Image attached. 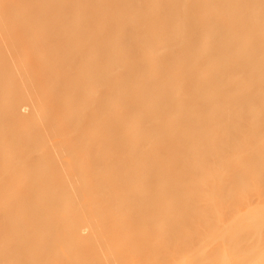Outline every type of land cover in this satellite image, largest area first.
I'll return each mask as SVG.
<instances>
[{
    "label": "bare ground",
    "instance_id": "bare-ground-1",
    "mask_svg": "<svg viewBox=\"0 0 264 264\" xmlns=\"http://www.w3.org/2000/svg\"><path fill=\"white\" fill-rule=\"evenodd\" d=\"M172 1L0 0V58L5 63L4 68L0 66V88L7 84L15 86V94L9 97L5 95L7 88L5 93V87L2 88L3 94L0 91V158L3 160L0 168L5 163L0 170L3 178L0 177V264H143L156 256L157 250L147 245L151 225H158L165 215L177 217L175 211L182 209L187 213L183 217L179 215L177 220L174 216V223L168 219L161 222H166L164 225L170 222L171 226L165 227L170 226L168 230L173 235H168L170 239L167 237L160 245L158 263L171 264L182 254L195 256L198 264H258L264 260V163H258L264 155V140H261L264 136L260 141L259 137L251 138L247 131L254 122L248 127L245 120L248 129L241 134H248L245 139L249 138L246 141L242 138L244 145L247 148L246 142L252 141L251 138L253 146L260 144L258 148L262 152L259 156L257 152L250 155L243 148L236 155L234 139L239 140L241 135L236 133L238 127L233 122H242L243 128L244 120H236L232 114L239 116L238 119L254 115L251 119L261 122L260 127L264 125V0ZM178 2L183 5L184 18L182 11L177 10L179 7H172ZM185 19L189 25L187 32L181 31L182 28L176 31ZM157 46L161 49L159 54L150 63L144 60V51ZM56 51H64L66 57L55 58ZM81 56L92 60L93 66L84 57L81 62L86 66L80 65L82 69L78 70ZM257 61L262 65L258 70L253 68ZM50 65L52 70L61 66L58 69L63 70V75L68 73L59 79L61 82L59 76L58 83L55 79L59 70L56 67L51 73ZM86 67L87 74L82 76ZM66 68L71 71L65 72ZM207 69H213L209 77L205 74ZM74 71L82 73L77 75ZM148 71L155 73L152 79ZM48 72L54 82L50 77L46 80ZM44 73L46 76H42ZM145 73L148 78L144 77ZM135 80L137 86L130 83ZM100 82L105 83L101 86ZM233 85H248L245 89L250 90L236 95ZM130 86L139 87L137 92L131 90V96ZM184 86H187L185 92L181 90ZM224 86L226 90L222 88L218 94L217 89ZM29 87L35 91L51 90L58 97L66 87L70 91L65 92L68 101L65 104L59 101L47 113L38 101L41 92L32 94ZM28 91L35 95L34 100L22 104L24 100L20 99ZM158 91L164 94L160 96ZM65 97L62 95V99ZM38 110L47 113L45 124L41 128L37 126L39 129L26 126L22 121ZM117 111L121 116L115 121ZM170 114L175 115L173 119ZM214 115H219L217 122ZM135 117L138 120L142 117L143 121L136 118L141 129L137 124L131 127L129 120ZM249 122L252 121L248 119ZM92 125L99 126L93 128L95 134L89 138L80 136ZM123 126L126 129L138 126L139 133L135 129L132 135L129 129L128 136L130 133ZM232 129H236L232 133L234 137H229ZM216 130L222 131V135L227 133L228 137H223L225 142L221 137L218 143L210 135ZM164 131H170L169 135ZM10 135L16 137L7 140ZM217 135L220 137L216 134V139ZM46 139L48 144H43ZM255 141L259 143L256 145ZM15 142L26 146L20 149L24 153L18 150L12 153L17 146ZM127 145L131 146L132 154L125 152ZM39 146L46 148L45 154L38 152ZM55 147L58 151L50 155L49 149ZM251 147L247 149L253 150ZM230 149L237 156L230 158L236 159L231 163L236 169L227 173L224 171L230 163L219 162L232 156L228 155ZM180 171L187 174L188 178L182 177L186 179L184 183L188 182L186 185L178 179ZM194 178L199 179L194 181L196 186L192 184ZM16 180L26 184L14 189L11 185ZM250 180L257 181L254 195L239 206V193ZM187 184L189 189H184L192 191L193 196L188 194L189 201L182 202L177 194ZM218 189H224V193ZM71 192L73 196L66 197ZM232 194L238 195V199ZM5 196L11 202H4ZM203 198L212 201L211 204L216 199L223 207L215 202L216 208L213 206L212 210L209 205L211 209L200 214ZM102 213L109 218L101 217ZM237 221L243 225L241 231L233 230V226L231 230L235 233H228ZM223 223L229 226L227 234L225 230L221 233L217 230ZM32 226L39 233L35 230L36 235L31 232L28 236L26 229L30 231ZM141 228L145 230L136 234ZM178 234L186 239L181 246L174 245ZM238 234L243 235L241 239L237 238ZM7 235L15 239L10 246L1 243ZM233 235L237 240L230 243ZM209 236L212 240L208 243ZM238 240H242L240 245ZM29 245L36 247L30 249L35 253H30ZM237 246L239 250L231 252ZM25 251L30 255L23 256ZM20 256L23 261L18 262Z\"/></svg>",
    "mask_w": 264,
    "mask_h": 264
},
{
    "label": "rangeland",
    "instance_id": "rangeland-1",
    "mask_svg": "<svg viewBox=\"0 0 264 264\" xmlns=\"http://www.w3.org/2000/svg\"><path fill=\"white\" fill-rule=\"evenodd\" d=\"M170 1H172V0H170ZM172 2H173V1H172ZM179 2H181V1L179 0ZM179 2H178V3H179ZM170 3H171V2H170ZM175 4H176V3H175ZM175 6H176V7H175ZM175 6H172V7H173L174 9H177V8L179 7L177 10H179V12L182 11V13H183V5L181 6V4L179 3L178 5H175ZM180 6H181V9H180ZM147 10H148V9H147ZM182 13H180V15H179V17L181 18V20H182V17H181V16H182ZM183 14H184V15H183V18L186 17V14H185V13H183ZM179 17H178V18H179ZM180 18H179V19H180ZM186 21H187V20L185 19L183 22H180L179 27H177L178 29H175V30H176V31H177V30L180 31L181 28H182L181 31H184V32L186 31V29L188 30V29H189V25L187 24L188 21H187V22H186ZM180 26H181V27H180ZM186 32H187V31H186ZM190 32H192V31L190 30ZM190 32L188 33L189 36H190V34H192V33H190ZM188 34H187V35L185 34V36H188ZM0 37H1V34H0ZM13 40H14V39L12 38V41H13ZM72 46H73V45H72ZM159 48H160V47L157 46L156 49H149L151 52H150L149 50H147L146 52L144 51V54H143V53H142V54H143L147 59H146L145 57H144L145 59H144V58H143V59L146 60V61H148V62L150 63V61H151L150 59H151L153 56L155 57L156 53H157V55H158L159 52L161 51V49H159ZM56 53H57V54H56V55L54 54V56H55V58L57 57L58 59H60L61 57H63V56L65 55L64 51H63L64 54L62 53V51H61V52H59V51L57 52V51H56ZM62 54H63V55H62ZM60 55H61V57H60ZM143 55H142V56H143ZM86 56H87V55H86ZM86 56H83V57L81 56V57L83 58L82 60H81L80 58H78V61H79V59H80V61L78 62L79 64L76 63L77 61L75 62V63L78 64L79 67H80V68H78V70H79V69H82L81 66H82L83 64H86L85 62H87V59H88ZM142 56H141V57H142ZM147 56H148V57H147ZM149 56H150V57H149ZM59 57H60V58H59ZM65 57H66V56H64L62 59H64ZM84 57H86V58H85V62H81V61H84ZM154 57H153V58H154ZM153 58H152V59H153ZM1 59H2V58H0V62H2V64L0 63V64H1L0 66L2 67V65L5 66V65H4L5 63L3 62L4 59H3V60H1ZM62 59H61V60H62ZM143 59H142V60H143ZM89 61H90V60L88 59V63H91V64H90V65L87 64V65L91 66L93 62H92V60H91L90 62H89ZM255 62H256V61H255ZM257 62H258V61H257ZM254 64H255V65L253 66V68H255V69H256V68H260V69H261L262 65H260V64H261L260 62H258V63H254ZM80 65H81V66H80ZM18 66H21V64L19 63ZM84 66H86V65H83V67H84ZM92 66H93V65H92ZM1 67H0V70H1ZM51 67H52V66L50 65L48 68H50V69L52 70ZM53 67H54V66H53ZM56 67H57V66H56ZM56 67H54V68H55V69H53L54 71L56 70ZM60 67H61V66L57 67V69H58V68L60 69ZM87 67H88V66H87ZM87 67H86V69L83 68L84 71H83V70H80V71H83L82 76H83V75L85 76V75L87 74V73H86V72H87ZM2 68H4V67H2ZM209 68H210V67H209ZM59 69H58V70H59ZM53 70H52L51 73H53ZM128 70H129V69H128ZM212 70H213V69H209V70L207 69V70H206L205 74L207 73V74H206L207 77H209V76L213 73ZM256 70H258V69H256ZM1 71H2V70H1ZM67 71L69 72V71H71V70H70V69L67 70V68H66L65 72H67ZM80 71H78V72H75V71H74V72H75V74L78 73L79 75H81L80 73H82V72H80ZM85 71H86V72H85ZM59 72H60V70H59ZM89 72H90V71H89ZM148 72H149L150 74H149V73H148V74L145 73L144 77H145L146 74H147V75H149V78L152 79L151 76L153 77V76L155 75V73H154L153 71H151V72L148 71ZM51 73L48 72L47 76H46V74L44 73L45 75L42 74V76H46V77H48V78L45 77L46 80H49V77H50V78H52V79H51V81H52V80H53V77L50 76V75H52ZM54 73H55V72H54ZM57 73H58V71H57ZM171 73H172V72H171ZM40 74H41V73H40ZM40 74H39V75H40ZM61 74H62V75H61ZM65 74H68V73H65ZM65 74H64V75H65ZM69 74H71L70 76L73 75L72 72L69 73ZM78 74H77V75H78ZM64 75H63V70L60 72V74H59V73H58V75L56 74V75H55L56 83H58L56 77L59 76V77H58V80H59V79L62 80V78H63ZM170 75H173V74H170ZM61 76H62V77H61ZM65 76H66V75H65ZM67 76H68V75H67ZM168 76H169V75H168ZM40 77H41V76H39V78H40ZM68 77H69V76H68ZM146 77H147V76H146ZM146 77H145V78H146ZM174 77H175V75H174ZM43 78H44V77H43ZM45 78H44V81H45ZM147 78H148V77H147ZM170 78H171V77H170ZM172 78H173V76H172ZM60 80H59V81H60ZM51 81H48V82L51 83ZM54 81H55V80H53V82H54ZM72 81H73V80H72ZM45 82H46V81H45ZM53 82H52V83H53ZM60 82H61V81H60ZM135 82H136V80H135L134 82L131 81L130 83H135ZM69 83L72 84V83H71V79L69 80ZM69 83H68V85H67L68 87L70 86ZM101 83L103 84V83H105V82H100L99 84L101 85ZM18 84H19V83H18ZM53 84H55V83H53ZM135 84H136V83H135ZM243 85H244V84H243ZM6 86H7V87H6ZM6 86H4L5 88H4V87H2V88L5 89L4 93L8 90V91H7V94H5V95H7V96L9 97L10 94H13V93L15 92V91H14V90H15V89H14L15 86L13 85V87H11V85L8 86V84H7ZM67 86H66V87H67ZM101 86H102V85H101ZM135 86H137V84H136ZM233 86L236 88V90H234V88L232 87V92H233V90H234L235 93H236V95H239V92H242V91H243V92H244V91L248 92V91L250 90L249 87H248L249 90H248V89H245V88H247L248 85H245V86H242V85H239V86H238V85H237V86H236V85H233ZM49 87H51V86H49ZM53 87H54V85H53ZM53 87H52V88H53ZM66 87H65V89H64V93L62 94L64 97H65V94H66L65 92H66V90H67ZM186 87H187V86H184V89H181V90H182L183 92H185L184 90H185ZM2 88H0V91H1V93L3 94V90H4V89H2ZM6 88H7V90H6ZM54 88H55V87H54ZM133 88H134V86H133V87L130 86V88H129L130 96L132 95V91H133V92H137V90L139 89V87H138V88L135 87L134 89H133ZM222 88L225 89V86H224V87H219V88L217 89V92H219L218 90H220V89H222ZM226 88H228V87L226 86ZM13 89H14V90H13ZM30 89L33 90V91H32V94H36L37 91H38V92H41L40 95H39V93H37L39 96H41V98H40L38 101H39V103H41L42 106L44 105V107H46L44 110H45L47 113H48V112H49V111H50L55 105L59 104L60 102H61L60 104H62L63 102H64L63 104H65V102L67 103V101H68V99H67L68 96H67V95H66L67 98L65 97V98L62 99V95H61V96L59 95V97L56 96V95H53V94L50 92V91H51V90H50V91H49L50 94H48V97H47L45 94H46V92H48V91H44V92H45V93H44L43 91H41V90H39V89H37V91H35V88L33 89V87H31V88L29 87V90H30ZM46 89H47V88H46ZM48 89H49V88H48ZM69 89H70V87H69ZM69 89L67 90V92L69 91ZM132 89H133V90H132ZM135 89H136V90H135ZM224 89H223V90H224ZM131 90H132V91H131ZM162 90H163V89H162ZM225 90H226V89H225ZM52 91H53V89H52ZM159 91H160V90H159ZM159 91H158V92H159ZM28 92H29V91H28ZM30 92H31V91H30ZM30 92H29V94H26V97H25L24 99H22V98L20 99L21 102H22V100H24L22 104L30 103V102H32V101L34 100L35 95L32 96V94H31ZM42 92H43V93H42ZM49 92H48V93H49ZM69 92H70V91H69ZM69 92H68V93H69ZM158 92H157V96H158L159 94H160V96L164 94V93H161V92H159V94H158ZM162 92H164V91H162ZM243 92H242V93H243ZM242 93H241V94H242ZM14 94H15V93H14ZM14 94H13V95H14ZM30 94H31V95H30ZM43 94H44V96H43ZM216 94H217V93H216ZM218 94H220V92H219ZM232 94H233V93H232ZM27 95H28V96L30 95V97H28ZM236 95H235V96H236ZM0 96H1V94H0ZM54 96H55V97H54ZM232 96H233V95H232ZM2 97H4V95H3ZM5 97H6V96H5ZM31 97H33V99H32ZM51 97H52V98H51ZM53 97H54V98H53ZM57 97H58V98H57ZM60 97H61V98H60ZM95 97H96V96H95ZM95 97H94V98H95ZM233 97H234V96H233ZM236 97H237V96H236ZM28 98H30V99H28ZM43 98H44V99H43ZM55 98H57V100H56ZM59 98H60L61 100H60ZM41 99H42V101H41ZM54 99H55V100H54ZM29 100H30V101H29ZM31 100H32V101H31ZM54 101H55V102H54ZM59 101H60V102H59ZM130 101H131V100H130ZM21 102H20V103H21ZM55 103H56V104H55ZM3 105H6V103H4ZM26 105H27V104H26ZM184 105H185V104H184ZM262 105H263V104H262ZM262 105H261V106H262ZM50 106H51V107H50ZM52 106H53V107H52ZM263 106H264V105H263ZM263 106H262V109L264 108ZM44 107H43V108H44ZM47 108H50V109H47ZM257 108L259 109V106H258ZM46 109H47V110H46ZM42 110H43V109H42ZM48 110H49V111H48ZM260 110H261V109H260ZM45 111H42V112L45 113ZM261 111H262V110H261ZM38 112H39V113H38ZM42 112H41V110H38V111H36L34 114H32L31 116H28V117H26V118L24 119V120H27V121H22V122H25L24 124H25L26 126H29L30 128H34V127H36L35 129H39V128H41V126H43V123L45 124V122H46L45 120L48 119V116L46 115L47 113H46V114H43ZM172 112H174V111H172ZM172 112H170V113H172ZM181 112H182V111H181ZM69 113L71 114V112H69ZM116 113H118V111L115 112V118H114L115 121H116V118H117L118 116H121L119 113H118L119 115H117ZM177 113H178V112H175V115H176ZM35 114H36V115H35ZM168 114H169V112L167 113V115H168ZM232 114H233L234 117L237 118V119H236V118H232L233 121L241 120V119L244 120V122H243V128L241 127L242 124L240 125V123H242V122H240V121L237 122V121H236V123H234V122L232 121L233 124L235 125V128H236V126H237L238 129H237V130H236V129H234V130L232 129L233 132L231 131V133H230L231 135H229V137L232 136L233 134H235V132H234L235 130L237 131L236 133L239 132V134L241 135V137H239V140H238V139H234V142H235L234 144H235V146H237V147H235V146L232 144L233 142H231L232 146L235 147V150L233 149V152L235 151V154H236L237 151H243V148H244V150L246 149V150H245L246 153L249 151V152H250V155H251V154H253V153L256 154V152H257V155L259 156V153L262 152V150H259L260 148H258V147H259L258 145H260V144L257 145V143H259V142H258V141H257V142L255 141V144H256L257 146H253V142H254V140L251 139V138H252V136H254V139H256L257 137H259L258 140L261 139L260 137L264 136V125H263V127H262V126L260 127L259 125H262V123H261V122H258V121L256 120L257 123H260V124L257 125V123H256L255 121H253V120H255V119H253V120L251 119L254 115H252V117H251V116H248V119H250V120L252 121V122H249V124H248V119H247V117H246V118H243V117L241 118V117H240V119H238L239 116H237V115L235 116L234 113H232ZM167 115H166V116H167ZM173 115H174V114H172V115L170 114V117L172 118ZM175 115H174V116H175ZM178 115H179V114H177L176 116H178ZM134 116H135V115H133V117H134ZM137 116H138V115H137ZM215 116H216V115H214V117H215ZM218 116H219V115H218ZM218 116H216L217 119H215L214 121L217 122V120H218ZM138 117H139V116H138ZM142 117H143V116H142ZM142 117H141V120H142ZM167 117H168V116H167ZM170 117H169V119H170ZM254 117H256V116H254ZM254 117H253V118H254ZM136 118H137V117H135V118L133 119V121L129 120V123H130V122L132 123L131 127H132L134 124H135V125L137 124L139 127L136 126V128L138 127V129H141V128H140V126H141L140 123H141V122L138 123V121H141V120H140V118H139V120H138V118H137L138 121H136ZM211 118H212V117H211ZM211 118H210V119H211ZM219 118H221V117H219ZM114 119H113V120H114ZM117 119H118V118H117ZM131 119H132V118H131ZM167 119H168V118H167ZM172 119H173V118H172ZM235 119H236V120H235ZM38 120H39V121H38ZM164 120H166V117L164 118ZM174 120H175V119H174ZM211 120H213V118H212ZM245 120H246V123H247L246 125H248V127H249L250 125H252L253 122H254V124H255V125L253 124L252 127L250 126L251 128H250L248 131H247L248 128H246L247 126L244 124V123H245ZM135 121H136V123H135ZM142 121H143V120H142ZM166 121H167V120H166ZM219 121H221V120L219 119ZM241 121H242V120H241ZM260 121H261V119H260ZM168 122H173V121L169 120ZM263 122H264V121H263ZM129 123H127V124L130 125ZM237 123H239V124H237ZM263 124H264V123H263ZM39 125H40V126H39ZM135 125H134L133 127H135ZM234 125H232V126H234ZM37 126H38L39 128H38ZM126 126H127V125H126ZM126 126H123V127H125V129H123V130H127V129H128V130L126 131V132H128V133H130V131L132 130L131 133H132V135H133V134H134L133 132L135 131L136 128H135V129H130L131 127H127V129H126ZM207 126H208V125H207ZM207 126H206V127H207ZM209 126H210V125H209ZM97 127L99 128V126H97V125H96V126H93V125H92V126L86 128V129H84V131H83L84 133H82L80 136L83 137V135H84V137L87 136V138H89L90 136H92L93 134H95L94 129H96ZM133 127H132V128H133ZM244 127H245L246 129H244ZM89 128H90V129H89ZM93 128H94V129H93ZM195 128L197 129V127H195ZM233 128H234V127H233ZM240 128H242V130H241ZM129 129H130V131H129ZM200 129H201V128H200ZM206 129H207V128H206ZM239 129H240V130H239ZM133 130H134V131H133ZM167 130H168V129H167V127H166V128H165V131H167ZM191 130H192V129H190L189 132H191ZM198 130H199V128H198ZM136 131L138 132L139 130L136 129ZM141 131H142V130H141ZM165 131H164V133H165ZM243 131H244L245 133H246V131H247V133H248V132L250 133V134H249V133H248V134H249V136L251 135V136H250V137H251L250 140H252L253 142H252V141H247L246 143L249 144L247 148H249L250 145H252L253 148H252V147H251V148H252L253 150H250V149L248 150V149L246 148V146L244 145V143H243V139H244V141H246V140H248L249 137H248L247 139H245V137H247L248 134H247V135H246V134H241ZM85 132H86V133H85ZM88 132H89V133H88ZM169 132H170V131H168V133H169ZM189 132H188V133H189ZM193 132H195V131H193ZM217 132H218L217 130L214 132V134H213V132H211L212 134L210 133V135H212V136L214 135V140L218 141V143L220 142V140H221L223 137H225V139H226V137H228V136H227V133H223V135H224V136H223L222 134H220V132H222V131H219V133H217ZM244 132H243V133H244ZM256 132H257V133H256ZM131 133H130L129 135H128L127 133H125L124 135H125V136H127V135L130 136ZM138 133H139V132H138ZM138 133H136V134H138ZM166 133H167V132H166ZM166 133H165V134H166ZM168 133H167V134H168ZM172 133H173V132H172ZM232 133H233V134H232ZM165 134H164V136H165ZM167 134H166V135H167ZM182 134H183V133H182ZM190 134H192V132H191ZM216 134H219V135H220V137L217 135V137H218L217 139H218V140L215 138ZM225 134H226V135H225ZM12 135H13V134H12ZM139 135L141 136V134H139ZM168 135H169V134H168ZM245 135H246V136H245ZM258 135H259V136H258ZM10 136H11V135H10ZM140 136H139V137H140ZM173 136H174V134H173ZM212 136H210V137L213 139ZM242 136H243V137H242ZM15 137H16V135L11 136V137L6 138V139H7V140H8V139H9V140H13ZM168 137L170 138L171 136H168ZM221 137H222V138H221ZM232 137H234V135H233ZM235 137H236V135H235ZM237 137H238V134H237ZM85 138H86V137H85ZM127 138H128V137H127ZM166 138H167V137H166ZM171 138H173V137H171ZM219 138H220V139H219ZM240 138H241V139H240ZM242 138H243V139H242ZM16 139H18V137H17ZM167 139H168V138H167ZM225 139L223 138L221 141H224V142H225V141H226ZM227 139H228V138H227ZM159 140H160V139H159ZM165 140H166V139H165ZM232 140H233V139H232ZM235 140H237V141H235ZM241 140H242V141H241ZM256 140H257V139H256ZM261 140H264V138L262 137ZM14 141H15V140H14ZM17 141H18V140H17ZM19 141L22 142V140H20V138H19ZM43 141H44V140H43ZM127 141H128V140H127ZM238 141H241L240 144H239ZM259 141H260V140H259ZM48 142H49V141H48ZM141 142H142V140H141ZM224 142H223V143H224ZM236 142H238L237 145H236ZM249 142H250V143H249ZM251 142H252V143H251ZM15 143H16L17 146L15 147L14 151L12 152V153H14V154L17 152V150H18V152H19L21 148H22V150H24V149L26 148V146H23V145L19 146V145H18L19 142H15ZM25 143L28 144L27 142H25ZM25 143L23 142L22 144H25ZM46 143H47V139L44 141L43 144H46ZM128 143H129V142H128ZM155 143L158 144V143H160V141H159V142H156V141H155ZM216 143H217V142H216ZM242 143H243V144H242ZM19 144H20V143H19ZM26 144H25V145H26ZM47 144H48V143H47ZM124 144L126 145V143H124ZM152 144H154V143H152ZM156 144H154V149H156V148H155V145H156ZM263 144H264V143H263ZM28 146H29V145H28ZM127 146H128V145H127ZM157 146H158V145H157ZM157 146H156V147H157ZM232 146H231V147H232ZM239 146H242V147H239ZM39 147H40V146H39ZM39 147H38V148H39ZM130 147H131V146H130ZM130 147H129V146H128V147H125V148H126V151H125V152L128 151V153H127L128 155H129V154H132V152H131V148H130ZM152 147H153V146H152ZM231 147H230V148H231ZM234 147H233V148H234ZM254 147H255V148H254ZM261 147H263V146H261ZM257 148H258V149H257ZM36 149H37V148H36ZM45 149H46V148H45ZM45 149H44L43 147H42V148L40 147V151L38 150V152H39V153L42 152L41 154H43V153L46 151ZM53 149H54V150H53ZM53 149H49V150H52V152L54 151V154L50 151V155L52 154V155L54 156L55 153L58 151L57 149H59V148H58V147H57V148L55 147V148H53ZM228 149H229V148H228ZM231 149H232V148H231ZM231 149L229 150V154H228V155H230V154L233 153V152H232V153L230 152V151H232ZM26 150L28 151V148H27ZM49 150H48V152H49ZM55 150H56V152H55ZM133 150H134V149H133ZM21 152H22V151H20L19 153H21ZM24 152H25V151H24ZM24 152H22V153H24ZM129 152H130V153H129ZM133 152H134V151H133ZM227 152H228V151H227ZM237 153H238V152H237ZM242 153H243V152H242ZM242 153L239 152V154H242ZM244 153H245V152H244ZM246 153H245V154H246ZM44 154H45V153H44ZM127 154H126V155H127ZM235 154H232L231 157H229V158H227V159H225V160H223V161L220 160L219 163H228V164H229V163H230V164H231V163H234V161H235L236 159L233 161V159H230V158H232V157L234 158V155H235ZM247 154H249V153H247ZM46 155H47V152H46ZM236 155H237V154H236ZM236 155H235V156H236ZM257 155H256V157H258ZM248 156H249V155H248ZM260 156H261V154H260ZM227 157H228V156H227ZM236 157H237V156H236ZM250 157H252V156H250ZM252 158H253V157H252ZM0 160H2V159L0 158ZM4 160H5L4 162H6V159H4ZM227 160H229V161H227ZM231 160H232L233 162H232ZM259 160H260V162L258 161V163H264V155L261 156V158H260ZM2 161H3V160H2ZM2 161H1V162H2ZM7 161H8V160H7ZM221 161H222V162H221ZM230 161H231V162H230ZM1 162H0V164H1ZM9 162H10V161H9ZM7 163H8V162H7ZM7 163H6V164H7ZM10 163H11V162H10ZM128 163H131L130 160H129ZM3 164L5 165V163H3ZM230 164H229V169L226 168L227 170L224 171V172H227V173L230 172V173H231V172H234V171H235V169H236L235 165H232V164H231V166H230ZM4 165H3V166H4ZM3 166H1L0 170L2 169ZM6 166H8V165H6ZM11 166H12V165H11ZM9 167H10V165H9ZM227 167H228V166H227ZM3 169H4V168H3ZM5 170H6V168H5ZM8 170H10V169H8ZM8 170H6V172H9ZM104 170H106V168H105ZM1 171H2V170H1ZM3 171H4V170H3ZM4 172H5V171H4ZM4 172H2V173H4ZM10 173H11V172H10ZM180 173H181L180 175H179V173L177 174L178 176H180L178 179H179V181L182 180L181 182H182V184H183V183H184L183 181L186 180V179H183V178H188V177H187L186 172H184V171L181 172V171H180ZM8 174H9V173H8ZM8 174H7V175H8ZM7 175H6V176H7ZM185 175H186V177H185ZM1 176H2V175L0 174V177H1ZM175 176H176V175H175ZM178 176H176V177H178ZM3 177H4V176H3ZM182 177H183V178H182ZM1 178H2V177H1ZM180 178H181V179H180ZM2 179H3V178H2ZM2 179H0V181H2ZM4 179H5V178H4ZM16 179H17V178H16ZM18 179H19V178H18ZM174 179H175V180H174ZM174 179H173V180L176 181V182H175V185H176L177 183H179V181L177 182V178L174 177ZM194 179H196V180H193V179H192V180H193V181H192V184L195 183L196 181L198 182V180H199V179H197V178H194ZM12 180H13V179H12ZM14 180H15V178H14ZM19 180H21V179H19ZM19 180H16V182H15L14 184L12 183L13 185L10 184L11 187L14 186V189H15V186H16V189H17V190L23 188V186H24L26 183H24V182H22V181H19ZM22 180H23V179H22ZM23 181H24V180H23ZM194 181H195V182H194ZM12 182H13V181H12ZM21 182H22V183H21ZM181 182H180V183H181ZM189 182H191V181L189 180ZM256 182H257V181H256ZM256 182L254 183L252 180H250V182L246 183V186L243 188V191H240V193H239V194H241V196L239 195V197H240L239 200H238L239 202H237V200H236V199H238V195H235V196H236V199H235V200H236V202H237V205L239 204V206H242V204H244V202L246 201L247 197H249L250 195H251V196L254 195V191H255V188H256V187H255V186H256ZM186 183H188V182L186 181ZM186 183H184V184L186 185ZM0 184H1V183H0ZM23 184H24V185H23ZM189 184H190V183H189ZM247 184H248V185H247ZM253 184H254V185H253ZM257 184H258V183H257ZM177 185H178V184H177ZM194 185L196 186V183H195ZM194 185H193V187H195ZM188 186H189L188 184H187V186H184V187L182 186L183 188H181V189H183L185 192H184L183 190H181V192H178L179 195L177 194V196H179V200H181L182 202H184L185 200H188V201H189L190 196H193V194H191L192 191H190V190H187V191H186V189H189ZM17 187H18V188H17ZM186 187H187V188H186ZM184 188H186V189H184ZM190 188H191V187H190ZM11 189H12V188H11ZM191 189H192V188H191ZM17 190H16V191H17ZM220 190H222V193H224V189H220ZM220 190L218 189V191H220ZM188 191H189L190 193H188ZM12 192H13V191H12ZM186 192H187V193H186ZM241 192H242V193H241ZM181 193H182V195H180ZM225 193H226V192H225ZM227 193L230 194L229 192H227ZM54 194H55V195L58 194V191H55ZM188 194H189L190 196H188ZM8 195H9V194H8ZM10 195H11V198H12V194H10ZM10 195H9V196H10ZM55 195H54V197H55ZM56 196H57V195H56ZM69 196H73V193L71 192L69 195H66V197L70 198ZM228 196H229V195H228ZM231 196H234V195L232 194ZM231 196H230V197H231ZM235 196H234V197H235ZM251 196H250V197H251ZM170 197H171V198H170ZM170 197H169L170 199L168 198L169 200H171V199L174 197V195H173V197H172V196H170ZM180 197H181L182 199H181ZM184 197H185V199L183 200ZM188 197H189V198H188ZM225 197H226V196H225ZM234 197H233V198H234ZM7 198H8V197H7ZM7 198H6V196H5V197L3 198V201H4V202H5V201H9V202H11V199H7ZM9 198H10V197H9ZM206 198H207V197H205V199H206ZM205 199H204V198L201 199V200L203 201L202 203L199 204V205H201V206L198 205V206H199L198 211H201L200 214H204V212H205L204 209H207V210H208V208L211 209V207H212V210H213V206H214V208H216L215 202H217L218 204H220V201L218 202L216 199H215V201H213V202H214V203H213L214 205L211 204V203H212L211 199H214V198H211V199L209 198L210 201H211V203H209V201H207V200H205ZM209 199H208V200H209ZM188 201H186V202H188ZM199 201H200V200H199ZM205 201H207L208 203L206 202V204H205ZM200 202H201V201H200ZM198 203H199V202H197V204H198ZM217 203H216V204H217ZM241 203H242V204H241ZM207 204H208V205H207ZM202 205H203V207H202ZM205 205H206V206H205ZM209 205H210L211 207H208ZM204 206H205V207H204ZM220 206H221V204H220ZM220 206H219V208H218V205H217V208L220 209L221 207H223V205H222L221 207H220ZM206 207H207V208H206ZM224 207H225V206H224ZM200 208H201V210H200ZM218 209H217V210H218ZM207 210H206V211H207ZM178 211H179V212H177V210H176L175 213H177L178 216L180 215V217L185 216V214L187 213V210H186V209H184V210L182 209V211H181V210H178ZM203 211H204V212H203ZM185 212H186V213H185ZM208 212H209V211H208ZM215 212H217L216 209H215ZM103 214H104V213H102V215H100V216H101V217H105L104 219L107 220V219L109 218V215L107 216V217H108V218H107V217H106V214H105V215H103ZM166 214H167V213H166ZM172 214H173V213H172ZM169 215H170V214H169ZM169 215H165V217L163 216V220L166 221V220L168 219V221L170 220V222L172 223L173 221L175 222V219L177 220V218H178V219L180 218V217H178V216L176 217V215H174V214H173L172 217H171V215H170V218H168ZM181 215H182V216H181ZM100 216H99V217H100ZM174 216H175L176 218H175ZM173 217L175 218L174 220L172 219ZM76 218H77V217H76ZM79 218H80V217H79ZM79 218H78V219H79ZM160 218H161V217H160ZM78 219H77V220H78ZM80 219H81V218H80ZM35 220H36V219H35ZM163 220H162V221H163ZM32 221H33V220H32ZM36 221H38V220H36ZM36 221H35V222H36ZM78 221H79V220H78ZM156 221H158V220H156ZM162 221H160V223H161ZM35 222H34V224H35ZM158 222H159V221H158ZM170 222H167V224H165V225H164V223H166V222H163V224L161 223L162 225H160V223H158V225L155 224V226H157V227H159V228H157V227L155 228L154 225H153L154 227L151 225V227H152V234L150 235V239H149V242H148V244H147L149 248H151L152 250L155 249V250H157L158 252L161 251L160 248H161L162 246L160 247V245H163L162 242H165L167 237H168L167 239H170L168 235H171V234L173 235V233L170 232V230H168V229H171V227H170V226H171V225H170ZM174 222H173V223H174ZM237 222H238V221H237ZM237 222L234 223L232 226H230V230H228V229H229V228H228L229 226H228L227 223H226L227 226L223 223V226H225V227H223L222 224H221V226L219 225V227L217 228V230H218L219 233H221L222 230H225L226 234H227V231H226V230L229 231L228 233H231V232H232V233H235V231H237L240 227H241V228L243 227V225H240V224H241L240 222H238V223H237ZM152 224H153V223H152ZM168 224H169L170 226H169V228L167 229L166 227H168V226H167ZM197 225H199V224H197ZM162 226H163V227H162ZM165 226H166V227H165ZM172 226H173V225H172ZM233 226H234V228H233ZM238 226H239V227H238ZM35 227H36V226H35ZM160 227H162V228H160ZM221 227H222V228H221ZM29 228H30V227H29ZM195 228H196V227H195ZM223 228H224V229H223ZM225 228H227V229H225ZM231 228H233V230H235V229H236V230H235V231H232ZM241 228H240V229H241ZM141 229H142V230H140V231L138 230V231H136L137 233H136V232H135V233L138 234V232H143V231L145 230L144 228H141ZM153 229H154V230H153ZM197 229H198V227H197ZM240 229H239V231H241ZM26 230H27V232H28V236H30L29 234H30L31 232L34 233V234L31 233V235H36V233L34 232L35 230H36V232L39 231L38 228H36V229L33 231V226H32V228H30V231L28 230V228H27ZM172 230H173V229H172ZM172 230H171V231H172ZM89 232H90V231H88L87 233H89ZM225 232L223 231L222 234H225ZM24 233H25V231H24ZM38 233H39V232H38ZM38 233H37V234H38ZM246 233H247V232H246ZM183 234H184V233H182V235H183ZM179 235H181V234H178V235H177L179 239L177 238V236L175 237V239L177 238L178 240H177V239H176V240L174 239L175 242H176V244H174V245L181 246V245H183V244L185 243V240H186V239H184V237H183V239H182V236L179 237ZM238 235H239V236H238L237 238H239V239H241L242 236H243V235L241 236V234H238ZM183 236H185V235H183ZM240 236H241V238H240ZM248 236H250V235L248 234ZM233 239H234V240H233ZM14 240H15V239H14L13 235H7L6 237H4V238L1 240V243L4 244V246H5V245L10 246V244H13V241H14ZM207 240H208V241H207ZM207 240H206V242L209 243L210 240H212V237L209 236V238H208ZM232 240H233V241H230V243H232V242L234 243V241L237 240V239L234 238V235H233ZM182 242H183V243H182ZM239 242L241 243L242 240H241V241L238 240V243H239ZM240 243H239V245H240ZM29 247H30V248H29ZM29 247H28V248H29V250H30V249H32V247H34V246L31 247V245H29ZM159 247H160V248H159ZM238 247H239V246L235 247L234 249H231V252H232V251H238V250H239ZM35 248H36V247H34L33 249H35ZM149 248H148V249H149ZM26 250H27V249H26ZM29 250H28V251H29ZM32 251H34V250H30V253H32V254L35 253V252H32ZM157 251L155 252L156 256H154L155 254H153L154 257H151L150 259L146 260L143 264H161V263H160L161 260L159 259V255H158ZM152 252L154 253V251H152ZM231 252H229V253H231ZM27 253H29V252L25 251V253H23V256H24L25 254H27ZM30 253H29V255H30ZM159 253H160V252H159ZM32 254H31V255H32ZM160 254H161V253H160ZM29 255H28V256H29ZM28 256L26 255L27 258H28ZM31 257H32V256H31ZM160 257H162V256L160 255ZM21 259H22V257L20 256V258H18V262L23 261V260H21ZM158 259L160 260L159 263H158ZM41 262H42V261H41ZM43 262H44V261H43ZM97 263H98V262H97ZM162 263H163V262H162ZM198 263H199V261H198V259L195 258V256H191V255H188V254H187V255H186V254H182L180 257H178L177 259H175L171 264H198ZM210 263H211V262H209V263H206V262H205V264H210ZM93 264H94V263H93ZM258 264H264V260L259 261Z\"/></svg>",
    "mask_w": 264,
    "mask_h": 264
}]
</instances>
